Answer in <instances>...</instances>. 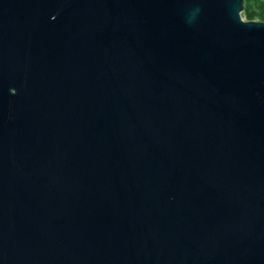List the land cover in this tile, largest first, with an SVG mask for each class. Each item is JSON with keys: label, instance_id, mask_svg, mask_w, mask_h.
Returning a JSON list of instances; mask_svg holds the SVG:
<instances>
[{"label": "water", "instance_id": "95a60500", "mask_svg": "<svg viewBox=\"0 0 264 264\" xmlns=\"http://www.w3.org/2000/svg\"><path fill=\"white\" fill-rule=\"evenodd\" d=\"M245 7L0 0V264H264Z\"/></svg>", "mask_w": 264, "mask_h": 264}, {"label": "trees", "instance_id": "16d2710c", "mask_svg": "<svg viewBox=\"0 0 264 264\" xmlns=\"http://www.w3.org/2000/svg\"><path fill=\"white\" fill-rule=\"evenodd\" d=\"M242 14L247 20L264 21V0H245Z\"/></svg>", "mask_w": 264, "mask_h": 264}]
</instances>
